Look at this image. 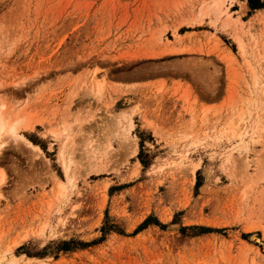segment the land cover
I'll use <instances>...</instances> for the list:
<instances>
[{
    "label": "rangeland",
    "instance_id": "1",
    "mask_svg": "<svg viewBox=\"0 0 264 264\" xmlns=\"http://www.w3.org/2000/svg\"><path fill=\"white\" fill-rule=\"evenodd\" d=\"M211 1L0 0V264H264V0Z\"/></svg>",
    "mask_w": 264,
    "mask_h": 264
},
{
    "label": "bare ground",
    "instance_id": "2",
    "mask_svg": "<svg viewBox=\"0 0 264 264\" xmlns=\"http://www.w3.org/2000/svg\"><path fill=\"white\" fill-rule=\"evenodd\" d=\"M226 0H212V7L218 10L219 12L225 11L226 9H223V4ZM213 8V10H214ZM228 11V10H227ZM238 48L240 53H243V46L242 43H238ZM231 57V55H230ZM98 85V83H97ZM10 134L11 136L15 137H20V135L17 133V124L13 120L9 119V117L0 109V151L2 150L4 144H5V138L4 135ZM22 138V137H20ZM30 146L33 148H36L33 144L28 142ZM65 147L66 145L63 146V148L60 150V156L61 158H65ZM67 180L70 181L69 177H67ZM63 182H59L58 186L59 188L63 187ZM60 192V191H59Z\"/></svg>",
    "mask_w": 264,
    "mask_h": 264
}]
</instances>
